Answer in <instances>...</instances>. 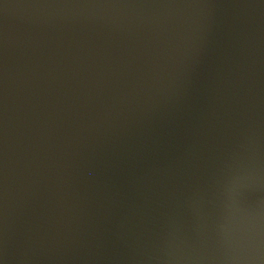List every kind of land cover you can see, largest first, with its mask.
I'll return each instance as SVG.
<instances>
[{
	"label": "water",
	"instance_id": "water-1",
	"mask_svg": "<svg viewBox=\"0 0 264 264\" xmlns=\"http://www.w3.org/2000/svg\"><path fill=\"white\" fill-rule=\"evenodd\" d=\"M264 0H0L2 264H264Z\"/></svg>",
	"mask_w": 264,
	"mask_h": 264
},
{
	"label": "snow or ice",
	"instance_id": "snow-or-ice-1",
	"mask_svg": "<svg viewBox=\"0 0 264 264\" xmlns=\"http://www.w3.org/2000/svg\"><path fill=\"white\" fill-rule=\"evenodd\" d=\"M260 237H261V243L262 245H264V220H262L260 226ZM0 264H2V262H0Z\"/></svg>",
	"mask_w": 264,
	"mask_h": 264
}]
</instances>
